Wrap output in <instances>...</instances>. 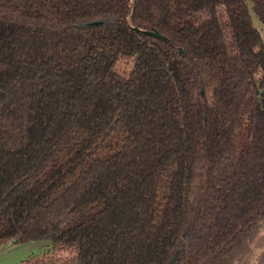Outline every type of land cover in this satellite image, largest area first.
Here are the masks:
<instances>
[{"label": "trees", "instance_id": "trees-1", "mask_svg": "<svg viewBox=\"0 0 264 264\" xmlns=\"http://www.w3.org/2000/svg\"><path fill=\"white\" fill-rule=\"evenodd\" d=\"M249 7L264 23V0H0V247L50 244L12 264L240 259L264 219Z\"/></svg>", "mask_w": 264, "mask_h": 264}, {"label": "rangeland", "instance_id": "rangeland-1", "mask_svg": "<svg viewBox=\"0 0 264 264\" xmlns=\"http://www.w3.org/2000/svg\"><path fill=\"white\" fill-rule=\"evenodd\" d=\"M249 11L255 26L260 30L264 43V23L251 7H249ZM33 244L34 247L31 246ZM49 245L47 239L28 241L26 244L13 248L14 245L12 249L0 254V264H12L31 255H38L45 251ZM234 264H264V219L242 256Z\"/></svg>", "mask_w": 264, "mask_h": 264}, {"label": "water", "instance_id": "water-1", "mask_svg": "<svg viewBox=\"0 0 264 264\" xmlns=\"http://www.w3.org/2000/svg\"><path fill=\"white\" fill-rule=\"evenodd\" d=\"M101 21H91L90 24H98L100 23ZM143 32L149 34V35H153V36H156V37H159V38H162V39H166V36L161 33L158 29H142ZM9 242H13V240H10ZM27 242H23V243H17L16 246H14L13 248L17 247V246H21L23 244H25ZM6 252V251H5ZM179 253V249H176L172 255L170 256V258L168 259V261L166 262V264H173V262L175 261L177 255ZM0 254H2V252H0Z\"/></svg>", "mask_w": 264, "mask_h": 264}, {"label": "crops", "instance_id": "crops-1", "mask_svg": "<svg viewBox=\"0 0 264 264\" xmlns=\"http://www.w3.org/2000/svg\"><path fill=\"white\" fill-rule=\"evenodd\" d=\"M26 244V243H25ZM30 244V243H29ZM16 246L17 243L14 242H7L6 244H4L3 246L0 247V252L4 253L5 251H8L10 249H12L13 246Z\"/></svg>", "mask_w": 264, "mask_h": 264}, {"label": "bare ground", "instance_id": "bare-ground-1", "mask_svg": "<svg viewBox=\"0 0 264 264\" xmlns=\"http://www.w3.org/2000/svg\"><path fill=\"white\" fill-rule=\"evenodd\" d=\"M32 247H34V244L33 245H31Z\"/></svg>", "mask_w": 264, "mask_h": 264}]
</instances>
